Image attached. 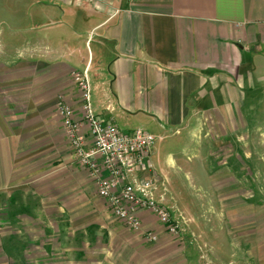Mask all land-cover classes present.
<instances>
[{"label": "crops", "instance_id": "0c3cea01", "mask_svg": "<svg viewBox=\"0 0 264 264\" xmlns=\"http://www.w3.org/2000/svg\"><path fill=\"white\" fill-rule=\"evenodd\" d=\"M2 1L12 5V33L26 36L18 58L0 59V264L186 259L180 237L151 213L140 218L155 243L113 216L76 161L57 104L81 116L72 73L87 69L98 119L159 139L149 157L155 198L178 220L170 173L180 158L238 164L245 132L260 130L253 119L264 99V0ZM231 173L210 175L220 218L236 235L229 243L237 260L264 264V205L246 198L241 173Z\"/></svg>", "mask_w": 264, "mask_h": 264}, {"label": "built area", "instance_id": "2783aa9c", "mask_svg": "<svg viewBox=\"0 0 264 264\" xmlns=\"http://www.w3.org/2000/svg\"><path fill=\"white\" fill-rule=\"evenodd\" d=\"M72 79L82 103L81 116L62 101L58 102L57 113L71 151L96 181L99 197L118 221L143 234L147 241L157 242L158 235L144 229L140 218L144 211L155 216L166 232L179 237L178 222L155 198L156 175L149 157L159 139L142 128L127 134L113 122H102L93 108L88 70L73 72ZM139 171L147 173L141 181L135 177ZM129 178L132 181L127 182Z\"/></svg>", "mask_w": 264, "mask_h": 264}, {"label": "rangeland", "instance_id": "374dc122", "mask_svg": "<svg viewBox=\"0 0 264 264\" xmlns=\"http://www.w3.org/2000/svg\"><path fill=\"white\" fill-rule=\"evenodd\" d=\"M11 7L12 5H7L4 1L0 2V22H2L0 30H3L0 37L2 39L0 59L18 58L19 53L15 48L19 46L20 42V47L23 46L20 40L26 36L19 37V34L12 33L14 29H11L13 28L11 26L13 20L10 14ZM24 24L26 25L23 27L30 26L28 21ZM22 55L23 53L20 57ZM259 102L262 103L261 107L257 108L260 116L254 117L253 121L259 125L260 130L245 132V153L239 150L241 158L238 164L230 163L222 167L215 162L209 163L205 158L206 155L195 160H189L183 155L180 156L182 161L178 174L170 173L174 198L181 210L175 212L178 215L176 221L178 222L179 243L182 247L180 254H183V257L184 254L186 256V259H176L170 264L251 263L247 259V255L246 258L237 260L236 250L233 248L237 245L234 242L232 245L229 243V239L235 238L236 235L234 232H230L231 229L227 228L220 218V205L218 204L220 197H217L220 191L211 185L210 175L218 178L219 173L228 171L231 178L232 170L239 171L244 180L246 198L251 196L255 200L260 198L258 203L264 205V99L263 101L259 99L257 104ZM249 118L246 123H251ZM134 128L136 127L134 126ZM178 145L182 154L186 145L185 140ZM169 200L172 203V197ZM190 216L193 217L195 223L188 220L187 217L190 218ZM144 229L150 230L146 227ZM148 247L150 248V246ZM178 255L179 253L175 254L173 259ZM166 261L162 260L157 263L163 264Z\"/></svg>", "mask_w": 264, "mask_h": 264}]
</instances>
